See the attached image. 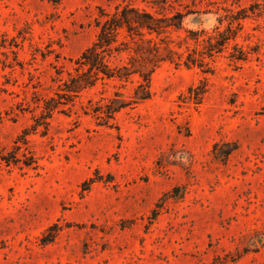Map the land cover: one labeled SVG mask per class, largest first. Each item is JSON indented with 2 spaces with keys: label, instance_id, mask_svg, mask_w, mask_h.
Masks as SVG:
<instances>
[{
  "label": "rangeland",
  "instance_id": "1",
  "mask_svg": "<svg viewBox=\"0 0 264 264\" xmlns=\"http://www.w3.org/2000/svg\"><path fill=\"white\" fill-rule=\"evenodd\" d=\"M123 2L0 0V264H264V0L240 2L249 10L233 44L247 60L234 63L231 44L213 73L167 62L152 97L112 126L82 109L99 85L35 129L37 102L96 40L100 8ZM236 2L209 7L219 17ZM203 79V101H188ZM228 142L238 147L223 161Z\"/></svg>",
  "mask_w": 264,
  "mask_h": 264
},
{
  "label": "trees",
  "instance_id": "2",
  "mask_svg": "<svg viewBox=\"0 0 264 264\" xmlns=\"http://www.w3.org/2000/svg\"><path fill=\"white\" fill-rule=\"evenodd\" d=\"M183 1L124 0L112 11L101 7L95 20L98 28L96 40L75 59L74 70L68 72L54 95L37 102L42 109L41 118L45 121L36 120L35 129L41 125L48 128V119L55 112L66 113L85 92L99 85L104 87L102 96L98 100L90 97L82 109L94 116L100 125L112 126L119 112L152 97V78L167 62L213 73L212 63L233 44L249 9L242 7L241 0H237V13L230 7H224L226 14L216 17L217 10L209 5H215L217 0H209L205 8L200 7L204 0H192L193 7L187 5L185 11L175 6L176 3L182 5ZM214 19L218 23L215 24ZM225 21L227 25L222 28ZM185 25L190 27L185 29V37L180 40L174 38L173 32L183 30ZM233 48L235 52L230 57L234 63L247 60L246 50L236 43ZM106 86L112 87L113 91L104 94L109 92ZM207 91V80L203 79L189 87L186 98L190 102L201 103ZM223 145L228 147L220 154L224 161L238 146L235 142ZM218 146L215 145L213 152L216 157ZM2 159L7 163L21 160L14 153ZM23 162L26 166L36 165L34 156ZM183 191V186H177L168 196L178 198ZM157 214L158 211L154 210V218ZM55 227L51 230H55ZM51 241L52 238L44 243Z\"/></svg>",
  "mask_w": 264,
  "mask_h": 264
}]
</instances>
